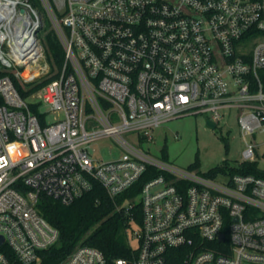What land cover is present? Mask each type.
I'll use <instances>...</instances> for the list:
<instances>
[{
    "label": "built area",
    "instance_id": "1",
    "mask_svg": "<svg viewBox=\"0 0 264 264\" xmlns=\"http://www.w3.org/2000/svg\"><path fill=\"white\" fill-rule=\"evenodd\" d=\"M40 1L64 61L29 92L51 71L43 16L30 0H0V264H41L59 241L43 196L70 204L98 182L115 198L148 172L140 198L118 205L131 254L109 260L80 245L57 264H264L263 176L227 170L219 181L131 138L151 142L188 115L217 127L237 109L241 162L255 160L247 136L264 132V0ZM103 137L118 157L92 156Z\"/></svg>",
    "mask_w": 264,
    "mask_h": 264
},
{
    "label": "trees",
    "instance_id": "2",
    "mask_svg": "<svg viewBox=\"0 0 264 264\" xmlns=\"http://www.w3.org/2000/svg\"><path fill=\"white\" fill-rule=\"evenodd\" d=\"M39 9L43 8L40 0H30ZM43 29V28H42ZM39 35L44 43L47 58L51 65V71L43 79L35 83L30 91H34L49 81L53 80L64 61L63 46L53 29L42 32ZM6 72L0 65V76ZM264 82V69L261 71ZM19 89L23 96L28 95L21 86ZM34 111H38V105L32 104ZM225 139V138H223ZM255 174L264 177V170L259 168L258 161L224 162L211 169L207 175L215 177L218 172ZM150 176L146 173L134 186L122 194L112 198L104 187L95 182L92 190L77 198L70 204H64L51 197L43 196L40 203L41 214L60 231L59 241L51 248L43 252L41 264H57L70 255L78 246L89 245L100 249L109 260L117 257H127L131 254V247L127 240V228L129 227V215L124 210L118 209V205L126 198L138 196L143 182ZM141 204L137 203L134 214L140 221L142 212Z\"/></svg>",
    "mask_w": 264,
    "mask_h": 264
},
{
    "label": "rangeland",
    "instance_id": "3",
    "mask_svg": "<svg viewBox=\"0 0 264 264\" xmlns=\"http://www.w3.org/2000/svg\"><path fill=\"white\" fill-rule=\"evenodd\" d=\"M44 27L42 32L52 29V22L44 8L40 9ZM239 111L232 109L230 115L222 120L217 127L212 128L207 123L204 114L188 115L170 120L154 131V140L139 142L138 134L133 132V143L142 146L153 156L165 159L181 168L207 174L211 169L224 162L236 163L243 159L246 148L238 122ZM225 138V139H223ZM247 139L257 144L255 159L259 168L264 170V132ZM92 156L99 161H108L118 157L121 153L118 146L109 137L99 138L91 145ZM226 176L218 172L216 180H223ZM140 196L137 197L139 199ZM136 199V200H137ZM136 246V242H133Z\"/></svg>",
    "mask_w": 264,
    "mask_h": 264
},
{
    "label": "water",
    "instance_id": "4",
    "mask_svg": "<svg viewBox=\"0 0 264 264\" xmlns=\"http://www.w3.org/2000/svg\"><path fill=\"white\" fill-rule=\"evenodd\" d=\"M207 123L212 127V128H215L216 127V124L214 122H212L211 120H207ZM222 238H223V235H222ZM1 243V242H0Z\"/></svg>",
    "mask_w": 264,
    "mask_h": 264
}]
</instances>
